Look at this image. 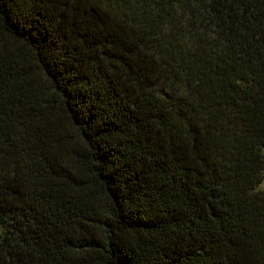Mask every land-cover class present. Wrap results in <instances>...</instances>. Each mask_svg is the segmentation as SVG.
<instances>
[{
  "label": "trees",
  "instance_id": "16d2710c",
  "mask_svg": "<svg viewBox=\"0 0 264 264\" xmlns=\"http://www.w3.org/2000/svg\"><path fill=\"white\" fill-rule=\"evenodd\" d=\"M264 0H0V264H264Z\"/></svg>",
  "mask_w": 264,
  "mask_h": 264
},
{
  "label": "rangeland",
  "instance_id": "374dc122",
  "mask_svg": "<svg viewBox=\"0 0 264 264\" xmlns=\"http://www.w3.org/2000/svg\"><path fill=\"white\" fill-rule=\"evenodd\" d=\"M257 190L264 191V179H263V181L259 184V186L257 187Z\"/></svg>",
  "mask_w": 264,
  "mask_h": 264
}]
</instances>
